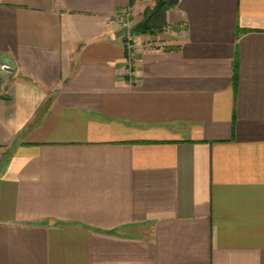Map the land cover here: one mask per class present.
I'll use <instances>...</instances> for the list:
<instances>
[{"label":"crops","instance_id":"crops-1","mask_svg":"<svg viewBox=\"0 0 264 264\" xmlns=\"http://www.w3.org/2000/svg\"><path fill=\"white\" fill-rule=\"evenodd\" d=\"M156 2L0 0V264H264V0H180L129 74Z\"/></svg>","mask_w":264,"mask_h":264},{"label":"trees","instance_id":"trees-1","mask_svg":"<svg viewBox=\"0 0 264 264\" xmlns=\"http://www.w3.org/2000/svg\"><path fill=\"white\" fill-rule=\"evenodd\" d=\"M174 4L169 0H157L154 7H147L143 19L136 23L135 33L159 35L168 27L167 11Z\"/></svg>","mask_w":264,"mask_h":264},{"label":"built area","instance_id":"built-area-1","mask_svg":"<svg viewBox=\"0 0 264 264\" xmlns=\"http://www.w3.org/2000/svg\"><path fill=\"white\" fill-rule=\"evenodd\" d=\"M119 19L123 25V27L126 29V34L124 36V43L127 47L129 56H128V67L127 72L129 74H134V63H135V56H136V36L133 32V13L130 9L123 11ZM168 26L166 29H169Z\"/></svg>","mask_w":264,"mask_h":264},{"label":"water","instance_id":"water-1","mask_svg":"<svg viewBox=\"0 0 264 264\" xmlns=\"http://www.w3.org/2000/svg\"><path fill=\"white\" fill-rule=\"evenodd\" d=\"M171 3H173L174 5H177L179 3L180 0H169ZM6 70H13L11 67H8L7 65H5L3 67ZM10 68V69H9Z\"/></svg>","mask_w":264,"mask_h":264},{"label":"rangeland","instance_id":"rangeland-1","mask_svg":"<svg viewBox=\"0 0 264 264\" xmlns=\"http://www.w3.org/2000/svg\"><path fill=\"white\" fill-rule=\"evenodd\" d=\"M133 24H134V26H133V32H134V27H135V25H136V23L134 22V19H133ZM134 34H135V36H136L137 33L134 32Z\"/></svg>","mask_w":264,"mask_h":264}]
</instances>
